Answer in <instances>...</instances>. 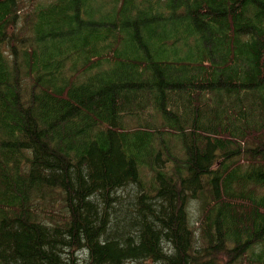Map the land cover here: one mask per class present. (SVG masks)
<instances>
[{"label":"trees","instance_id":"trees-1","mask_svg":"<svg viewBox=\"0 0 264 264\" xmlns=\"http://www.w3.org/2000/svg\"><path fill=\"white\" fill-rule=\"evenodd\" d=\"M0 264H264V0H0Z\"/></svg>","mask_w":264,"mask_h":264},{"label":"rangeland","instance_id":"rangeland-1","mask_svg":"<svg viewBox=\"0 0 264 264\" xmlns=\"http://www.w3.org/2000/svg\"><path fill=\"white\" fill-rule=\"evenodd\" d=\"M36 1V0H35ZM30 3H27V5H29ZM4 49L6 50L7 49V47L5 46L4 47ZM11 50L9 51V52H6V54H8V56H9V58L10 59H12V57H11ZM20 57V56H19ZM135 118L133 117L132 118V120H134ZM133 123L134 122H130V124H128V126H132L133 125ZM170 150L174 153V150H173V148L172 147H170ZM163 157H165V156H163ZM163 159V158H162ZM152 186H153V175H152V173H150V172H148L147 170H146V192H149V194H153L152 193V191H151V188H152ZM146 196H147V193H146ZM36 209H35V207L32 205L31 206V211H33V213L35 214V215H37L38 213H37V211H35ZM39 211V210H38ZM59 210H57L56 211V213L58 212ZM194 212H196L195 211V209H194ZM191 213V212H190ZM203 244V242L202 241H200V240H198V247L196 248V249H201V246L200 245H202ZM206 261H208V260H206ZM206 261H204V263L206 262Z\"/></svg>","mask_w":264,"mask_h":264}]
</instances>
